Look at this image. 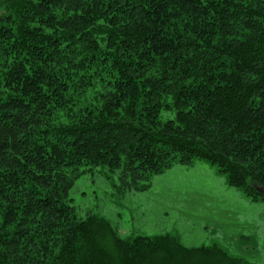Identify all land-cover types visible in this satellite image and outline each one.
Here are the masks:
<instances>
[{
  "label": "trees",
  "instance_id": "16d2710c",
  "mask_svg": "<svg viewBox=\"0 0 264 264\" xmlns=\"http://www.w3.org/2000/svg\"><path fill=\"white\" fill-rule=\"evenodd\" d=\"M193 160L261 199L264 0H0V264H255L70 202Z\"/></svg>",
  "mask_w": 264,
  "mask_h": 264
},
{
  "label": "rangeland",
  "instance_id": "374dc122",
  "mask_svg": "<svg viewBox=\"0 0 264 264\" xmlns=\"http://www.w3.org/2000/svg\"><path fill=\"white\" fill-rule=\"evenodd\" d=\"M69 198L79 217H103L122 237L173 234L187 247L218 243L232 256L264 262V201L229 186L206 161L175 163L144 189L96 167L75 179Z\"/></svg>",
  "mask_w": 264,
  "mask_h": 264
},
{
  "label": "water",
  "instance_id": "95a60500",
  "mask_svg": "<svg viewBox=\"0 0 264 264\" xmlns=\"http://www.w3.org/2000/svg\"><path fill=\"white\" fill-rule=\"evenodd\" d=\"M255 191L261 195V200L264 201V186L255 185Z\"/></svg>",
  "mask_w": 264,
  "mask_h": 264
}]
</instances>
